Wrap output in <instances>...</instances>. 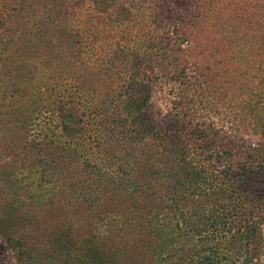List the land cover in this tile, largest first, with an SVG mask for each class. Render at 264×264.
Here are the masks:
<instances>
[{"label":"trees","instance_id":"16d2710c","mask_svg":"<svg viewBox=\"0 0 264 264\" xmlns=\"http://www.w3.org/2000/svg\"><path fill=\"white\" fill-rule=\"evenodd\" d=\"M230 3L226 89L245 98L234 106H247L245 124L264 136V0ZM129 4L8 0L0 11V264H258L263 254L264 148H236L188 114L152 124L146 112L166 73L185 95L215 90L193 48L213 42L221 0ZM90 10L121 33L104 77L76 70L89 68L90 50L73 14ZM129 29L137 47L120 46ZM164 43L156 56L171 64L150 84L138 48ZM36 84L54 93L47 109ZM40 109L47 123L30 124Z\"/></svg>","mask_w":264,"mask_h":264},{"label":"rangeland","instance_id":"374dc122","mask_svg":"<svg viewBox=\"0 0 264 264\" xmlns=\"http://www.w3.org/2000/svg\"><path fill=\"white\" fill-rule=\"evenodd\" d=\"M7 2L8 0H0V5L2 4L0 6V11L3 7L4 9L6 8L5 4ZM221 2L222 4L218 5L221 9L215 14L214 20L212 21L210 32L213 42L208 46L207 52L205 53L204 49L202 50V46L193 48V60L198 63L203 61L204 66L213 71L211 72L212 79L209 80H211L212 85L215 86L216 84L215 90L206 91L207 89L204 88L202 91H191L189 94L185 95L181 91L182 84L178 81V76L175 78V75H173L171 79L169 78V74L167 75L166 73L167 77L165 79L159 77L154 83L151 96L146 103L147 116L152 124H167L170 121L173 122V120L179 119L180 114H188L196 122L204 121L206 124H216V126L220 128L219 130L222 131L221 133L224 137H227L225 140L230 141V144H234V147L236 148L246 149L253 144H258L264 148V136L256 131H252L251 128L253 124H245L247 118H245L242 110H247L248 107L245 106L244 108V106H239L241 108L239 111V109L234 106L236 102L241 105V102H244L245 98L243 96H236L234 92H228L226 89L228 84L230 86V80L228 77L229 73H226L229 72L227 63L232 62L234 47L229 44V41H225V33L221 31L226 28L224 23L227 22V17L222 16V12H226L227 7L230 9L231 3L230 0H221ZM138 3L139 0H131V5H129L135 8L138 6ZM87 12L89 13L88 16L85 14H73L76 20L80 19L82 21L77 27V30L86 39L85 42L87 43L85 46L87 47L85 50H90V55L87 58L89 68L77 66L76 70L78 72L81 70L83 76L91 74V77H104L103 68H106L104 54L108 53L107 48L109 45L110 48L114 47L113 43L111 44V41L116 40L119 31L115 28V30L110 29L112 23L108 22L103 15H97L91 10ZM143 13H145V11ZM178 21L179 20L174 21L166 32H172L175 28L174 26L178 24ZM133 32L136 34L135 31ZM124 36L125 38L120 46L130 45L137 47L131 30ZM165 46L166 43L160 45V47L157 48V51H148V49H145L146 45H143L142 47L139 46L140 49L138 48L139 56L143 59H147V64H150L152 67L151 70L153 73H150L149 69H145L143 71L144 75L142 76L144 80L150 84H152V77L155 79L157 74L156 71L158 69L162 70L161 67L163 65L168 67L171 64L170 59L166 61L163 55V57L156 56L157 53H161V51L163 52V48H166ZM176 53L180 54L178 58L179 62L191 61L184 51L181 52L178 49ZM36 85H38L37 88H31V93L35 92L37 98L40 96L42 102L41 106H43V103H46L48 100L49 102L53 100L54 93L44 91V89H42V84ZM184 97H190L192 103L188 105L186 103L187 98ZM45 108L47 109V107ZM38 112L41 114L40 117L31 121L30 124L47 123V118L44 119L46 113H42L43 111L41 109ZM248 114L253 118L254 114L252 115L251 107L248 109ZM6 256L7 252L5 248L3 245H0V263L7 260ZM258 264H264V249Z\"/></svg>","mask_w":264,"mask_h":264}]
</instances>
